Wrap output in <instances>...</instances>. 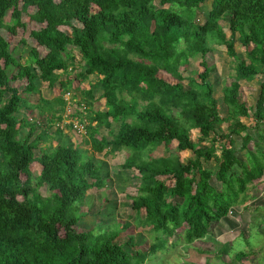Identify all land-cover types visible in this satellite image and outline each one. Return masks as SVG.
<instances>
[{
  "label": "trees",
  "instance_id": "16d2710c",
  "mask_svg": "<svg viewBox=\"0 0 264 264\" xmlns=\"http://www.w3.org/2000/svg\"><path fill=\"white\" fill-rule=\"evenodd\" d=\"M209 2L207 20L197 23ZM23 15L41 29L31 32L36 47L20 64L2 34L15 37L25 30ZM236 42L246 49L245 59L235 52ZM73 48L84 66H75ZM215 48H225L234 62L222 89L224 118L209 83L216 72L208 62ZM196 58L203 73L187 80L182 70ZM12 68L17 72L10 75ZM258 77L256 103L249 108L240 101L241 85ZM92 78L88 90H80ZM16 82L25 83L23 91ZM42 87L59 90V97L44 99ZM36 93L37 102L30 103L26 96ZM79 93L83 113L72 109L68 118L82 122L85 116L86 146L104 157L128 152L121 169L140 181L129 210L134 224L121 232L116 224L77 231L86 198L106 188L102 164L80 152L67 132L72 125L61 129L64 97ZM98 100L104 111L94 109ZM244 120L254 122L256 137ZM223 125L227 132L216 137V127ZM191 132L209 146L193 143ZM233 137L240 138L243 160ZM160 147L168 157H153ZM183 152L192 156L186 165L178 156ZM33 165L39 166L37 177ZM263 176L264 0H0V264H146L169 246L175 250L206 239L231 210L248 211L254 183ZM139 229L155 234L145 252L136 250ZM252 252L238 254L234 262L263 264L264 255Z\"/></svg>",
  "mask_w": 264,
  "mask_h": 264
},
{
  "label": "rangeland",
  "instance_id": "374dc122",
  "mask_svg": "<svg viewBox=\"0 0 264 264\" xmlns=\"http://www.w3.org/2000/svg\"><path fill=\"white\" fill-rule=\"evenodd\" d=\"M157 5V4H156ZM157 8H159L157 6ZM211 9V4L206 3L200 12L197 15V23L204 24L207 20L208 14ZM34 12L33 9H30L28 11V14L31 15ZM23 23L26 24L25 30H17V35L15 37L8 34L7 31H4L2 36L4 39L10 44L12 55L14 59L20 63L25 64V62L28 59V53L30 49L35 48V42L30 38L31 32L39 31L41 29V26L31 23L29 19L23 15L22 16ZM10 22V13L5 18V23L9 24ZM223 29L225 31V34L227 35V38L230 39V33L226 27V25H223ZM61 31L66 33L67 35H71V30L68 28H61ZM237 37V36H236ZM237 39V38H236ZM22 43V44H21ZM235 52L237 53L238 57L241 59H245L246 49L243 48L238 42L235 44ZM71 55L75 59L74 64L77 67H82L83 62H81V56L76 48H73L70 50ZM40 55L46 54V51L43 49H39ZM209 65L213 64L216 68L215 74L212 75V77L209 79V83L214 88V98L217 100L218 103V109L219 114L221 118L226 117L227 115V109L222 101V89L226 85L227 81H229L230 76L233 75L232 67L234 65V62L226 55L225 48H215V52L213 57L208 59ZM201 59L196 58L194 61L191 62V64L186 68V70H182L183 76L185 79H197V77L203 73V68L200 66ZM10 71L11 74H16L17 70L15 68H12ZM74 70L71 71L69 74H73ZM162 80L166 81L167 83L176 84L177 81L173 80L171 77L165 75V74H159V76ZM184 81L182 84L185 87V89H188V82ZM96 81V78H92L91 81L88 83H84L80 90H88L90 87V84ZM262 81L261 77H258L254 82L252 83H242L241 85V97L240 101L244 104H246L249 108H254L256 99L258 96V92L260 89V83ZM90 83V84H89ZM24 84L23 82H16L13 86L17 87L20 91L24 90ZM93 84V83H92ZM41 95L44 99L48 100H54L59 97L60 91H53L49 92L43 87L41 88ZM72 96V94H71ZM28 101L30 103H36L37 99L39 98V94H32L29 96H26ZM73 98V97H72ZM71 98V99H72ZM99 96H97V99ZM70 97L64 99L66 102V109L67 112L64 115L65 122L61 124V126L66 127L68 124H70V121L67 117H71L72 115V109L77 112L81 113L78 103H83L81 94H77L75 97V102L73 101L72 107L71 105H68V100ZM71 102V100H70ZM69 102V103H70ZM99 103L94 104V109H98L100 111H104V102L99 101ZM85 103V102H84ZM71 107V108H70ZM27 114V110H24L21 112V117H24ZM38 115V114H37ZM33 116H36V113L33 114ZM79 121L80 119L77 118ZM75 124H78V122L75 120ZM243 123L250 129L249 133L252 136L256 137L255 131H254V122L252 120H244ZM94 127H96V124H93ZM227 126H217L215 136L219 137L221 134L226 133ZM54 131V129H53ZM68 134L72 138V140L79 146L80 152L82 154H87L88 157L93 159L94 164H102V176L103 178H106V189L103 192H98L95 194L90 195L86 198L84 209L86 214L88 215V218H83L82 222L77 227V231L79 233H84L87 231H94L98 227L101 226H111L115 225L120 230H126L128 227L131 226V223L129 222V210L132 204V198L137 196V190L139 188L140 181L138 180V176L135 172H129V171H123L121 169V166L125 163V160L128 157V152H122L119 154L111 155L107 158V156H95L89 150V146H86V142L88 141V136L81 137L80 135L74 134L72 131H67ZM101 136L106 137L108 139L109 136L107 134V131L105 129H100L99 132ZM27 135V132H22L20 139L22 140ZM214 135L212 137L215 138ZM190 138L193 143L197 145H201V147H208L209 144H200L199 143V134L197 132H191ZM233 140L235 141V150H236V156L239 160H243V154L240 151L241 149V143L240 138L234 137ZM175 146H173L174 149ZM263 148V145H261ZM255 147H253L252 144H250V150H254ZM188 155V156H187ZM180 157V160H182V164H185L187 160L191 159V155L188 153H180L178 154ZM153 157L159 158V157H168V152L163 148L160 147L154 154ZM210 168H213V164L207 165ZM31 171L33 173L34 177H37L39 175V166L33 165L31 167ZM24 180V178H23ZM40 194L44 197L48 196V192L45 189H41ZM233 211V210H232ZM234 212V211H233ZM245 215V218H248L249 213H243V212H236L233 216L228 215V219H231L232 221H239L242 218V215ZM240 217V218H238ZM259 222V221H257ZM241 225L237 226L236 230L238 232H242L247 230V227L245 226V223L242 224L241 228L239 229ZM217 227L213 228V231L216 232L217 235ZM260 224H258V227L255 226V229L250 232V238H252V241H250V248L253 250L252 253L261 254L264 255V229L261 230ZM212 231V232H213ZM236 233H233L235 235ZM244 234V233H243ZM256 236V237H255ZM138 238V243H141V237L142 236H136ZM246 239L240 238L235 244V249H237L235 252H242L247 251L248 246ZM234 242V243H235ZM233 243V244H234ZM209 245V244H207ZM205 246V245H204ZM229 246V245H228ZM210 247V246H209ZM204 247L201 244H195L192 247L189 248L187 251L186 248L183 249V252L173 253L172 258H170V262L174 261L177 263L178 259H182L183 264H198L199 263V257L197 255V252L194 249H203ZM188 249V248H187ZM147 248L145 249V251ZM180 251V250H179ZM167 261H169L167 259ZM257 259L248 260L244 264H256ZM157 260H154V263H156ZM153 263V262H151ZM169 263V262H168ZM202 263H204L202 261ZM157 264V263H156ZM264 264V262H263Z\"/></svg>",
  "mask_w": 264,
  "mask_h": 264
},
{
  "label": "crops",
  "instance_id": "0c3cea01",
  "mask_svg": "<svg viewBox=\"0 0 264 264\" xmlns=\"http://www.w3.org/2000/svg\"><path fill=\"white\" fill-rule=\"evenodd\" d=\"M48 100V99H47ZM69 133V132H68ZM234 138V137H233ZM232 138V139H233ZM188 153L189 152H183ZM119 154V153H118ZM95 156H101L103 155H95ZM188 156V155H187ZM110 157V156H108ZM107 157V158H108ZM192 159V156H190ZM190 159V160H191ZM190 160H187L185 164L186 165ZM183 161L181 160V163ZM214 166V165H213ZM210 168V167H208ZM211 169H215L214 167ZM106 189V188H105ZM90 196V195H89ZM88 196V197H89ZM252 202L248 206L247 210H236L238 213H249L248 218H245V215H242V219L239 221H232L231 219H223L217 227V235L216 232L213 231L212 235L208 236L206 239L202 240L201 242H197L195 244H201L204 248L203 249H194L197 252V255L199 257V263L198 264H236L235 258L240 253H248L250 251V241H252V238H250V232L255 229V226L258 227V224H260L261 230L264 229V176L261 180L254 183V191H253V198ZM84 213L87 211L83 210ZM130 215V213H129ZM134 215V214H131ZM88 218V215L86 214L84 218ZM240 218V217H238ZM259 221V222H257ZM131 225L134 224L133 220H129ZM247 227V230L238 232L237 233V226L244 224ZM239 227V229L241 228ZM259 228V229H260ZM233 233H236L233 235ZM244 233V234H243ZM142 236L141 237V243H138V238L136 236ZM256 237V236H255ZM246 239L248 241V250L242 251V252H235L237 249H235V244L238 242L239 239ZM134 242L136 245V250L145 252V249L148 248L150 245L149 243L151 241H154L155 234L150 229H139L137 232H135V238ZM245 240V241H246ZM237 241V242H235ZM235 242V243H234ZM234 243V244H233ZM193 244V245H195ZM209 244V245H207ZM192 245V246H193ZM205 245V246H204ZM229 245V246H228ZM192 246H185V245H179L178 248L175 250H171L170 246L168 247V251L158 254L156 256L150 257L146 264H183L182 259H178L177 263L174 261L170 262V258H172L173 253H179L183 252V249L186 248L188 251L190 247ZM210 246V247H209ZM188 248V249H187ZM180 250V251H179ZM147 251V250H146ZM167 259L169 261H167ZM154 260H157L156 263H154ZM202 261L204 263H202ZM248 259H243V262L241 264H244ZM153 262V263H151ZM169 262V263H168Z\"/></svg>",
  "mask_w": 264,
  "mask_h": 264
},
{
  "label": "built area",
  "instance_id": "2783aa9c",
  "mask_svg": "<svg viewBox=\"0 0 264 264\" xmlns=\"http://www.w3.org/2000/svg\"><path fill=\"white\" fill-rule=\"evenodd\" d=\"M68 97H70V99H67L68 100V105H71V104H73V101L75 102L76 100L75 99H73L72 98V96H71V94H67L65 97H64V99H66V98H68ZM72 98V99H71ZM70 100H71V102H70ZM70 102V103H69ZM71 107H72V105H71ZM70 107V108H71ZM81 108H83V106H81ZM80 108V112L81 113H83V110ZM85 115V114H84ZM68 118V117H67ZM69 119V121H70V124H68V125H72V129H71V131L72 132H74V134H78V135H80L81 137H86V128H87V126H88V121L86 120V118H85V116H84V118H83V121L81 122L80 120L78 121L77 119H70V118H68ZM75 120L78 122V124H75L74 122H75ZM65 122V121H64ZM63 122V123H64ZM67 125V126H68ZM65 127H63V126H61V129H64ZM234 215V212L231 210L230 212H229V216H233Z\"/></svg>",
  "mask_w": 264,
  "mask_h": 264
}]
</instances>
